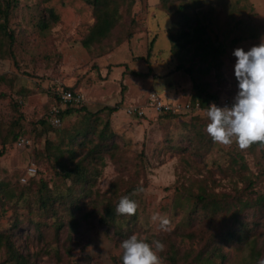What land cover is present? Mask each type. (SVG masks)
I'll list each match as a JSON object with an SVG mask.
<instances>
[{
  "label": "rangeland",
  "instance_id": "obj_1",
  "mask_svg": "<svg viewBox=\"0 0 264 264\" xmlns=\"http://www.w3.org/2000/svg\"><path fill=\"white\" fill-rule=\"evenodd\" d=\"M0 5L8 13V35L0 34V92L5 94L0 100V134L7 136L4 147L0 142V196L6 187L11 190L7 194L23 189L27 196L28 189L34 193L41 182L49 187L58 183L55 174L61 171L53 156L60 154L69 168L80 162L89 172L95 180L92 197L98 203L116 190L138 204L134 217L124 219L112 232L92 225L78 239L64 234L76 239L77 245L60 260L45 249L47 237L35 239L39 230L28 237L15 235L33 264H122L120 244L134 234L149 243L155 239L166 245L160 253L163 264H168L171 255L184 257L187 250L195 256L207 240L228 252L224 264H253L250 249L254 244L258 261L264 259V214L260 221L239 216L250 228L246 241L223 246L210 235L212 228L197 235L203 221L184 196L187 191L197 193L199 186L232 193V188L241 190L246 183L252 184L253 197L264 194V146L241 150L235 142L231 146L213 142L205 130L210 122L207 109L195 105L200 101L191 77L203 86L208 82V92L236 96L232 53L238 47L247 51L264 40V0L119 2L116 26L88 48L82 42L96 18L85 0H0ZM186 18L190 27L197 23L203 27L209 44L202 47L218 48L220 70L213 68L208 75L197 71L205 64L198 61L202 48L196 50V43L179 56L172 52L167 30L184 24ZM43 21L46 28H42ZM151 40V55L145 59ZM179 63L192 69V75L178 70ZM148 70L151 74L145 78L132 74ZM67 91L81 100L61 108L54 97ZM152 94L170 111L156 112L149 103ZM56 106L60 124L53 126L50 112ZM81 106L85 111H77ZM115 107V112L108 110ZM68 108L75 111L61 115ZM18 115L20 125L10 126ZM193 130L203 137L201 147L196 146L194 140L199 136ZM7 132L20 139L11 140ZM189 135L194 138L191 144ZM71 138L73 143H69ZM50 146L59 147L60 152L48 150ZM241 156L246 171H240ZM29 168L34 173H28ZM138 188L142 191L132 195ZM3 208L0 232L12 215L6 203ZM154 213L169 220L166 230L159 228L158 220L152 221ZM195 238L198 241L193 242ZM5 256L1 248L0 264Z\"/></svg>",
  "mask_w": 264,
  "mask_h": 264
},
{
  "label": "trees",
  "instance_id": "obj_2",
  "mask_svg": "<svg viewBox=\"0 0 264 264\" xmlns=\"http://www.w3.org/2000/svg\"><path fill=\"white\" fill-rule=\"evenodd\" d=\"M125 1L130 0H85L86 3L92 6L96 22L85 40H83V47L88 48L93 42H98L110 34L120 19L119 2L123 3ZM183 15H181L182 19L184 18ZM7 17L8 13L6 8L0 5V34L3 37L8 35ZM187 20L188 18L185 19L184 24L176 25L167 30L172 52L179 56L181 53L188 52V46L190 47L191 44L196 43V50L202 48L201 53L197 54L198 61L205 64L203 68H199L197 71L203 75H208L213 68L220 70L221 63L219 58L217 55H213L216 51L212 55L207 52L213 47H202V45L209 44L205 40L203 27L199 23L194 27H190V22ZM47 26L48 24L43 21L42 28H46ZM10 37L9 35L8 38ZM153 42L154 40H151L148 43L145 59H148L151 55ZM2 46L3 44L0 46V49ZM215 49L219 51L218 48ZM177 69L183 70L189 75H192L193 72L190 68H184V64H179ZM132 74L136 77L145 78L151 74V71L148 70L145 73L132 72ZM191 77L193 78L192 81L194 88H196L197 98L200 101L201 108H207L210 103L222 98L219 94L206 90L209 85L208 82L203 86L196 80L195 76ZM4 98L5 94L0 92V100ZM55 99L58 100V97H54ZM16 105L14 103V106ZM78 109L77 111H85L83 106ZM108 110L115 112L117 108H108ZM74 111V108H68L61 112V115L70 116ZM21 120V115H18L16 120L10 122V126L20 125ZM37 123L43 125L45 121L40 120ZM0 125H2L1 122ZM192 132L197 137L199 136V139L196 138L194 141L196 146L199 145L201 147L199 140L200 142L203 141L202 135L197 130H193ZM7 134L11 135V140L13 141L20 139L17 138L18 134L14 132H7ZM188 137L190 138L191 144L193 137L191 138L190 135ZM4 138H7V136L0 134V142ZM73 142L74 138H71L69 143ZM5 143V140H3L1 143L2 147H4ZM260 147L263 146L259 142L253 143L250 146L251 150ZM50 149L60 152L59 147L51 148L50 146L48 150ZM70 152L73 151L70 150ZM0 155H2V152ZM239 158L243 162L240 171H246L247 168L244 165L243 157L241 156ZM64 160L63 155L53 156V163L61 173L57 176L55 174V180L58 177V183L52 180V183H55L51 187L46 182H41L34 193L31 192L32 189H28L27 196H23V189L19 190L17 194L13 192L7 194V191H11L7 187L1 189L0 206L2 211L6 203L8 210L12 213L6 221L4 231L0 232V249L3 248L6 254L3 260L4 264H33L29 256L22 253L24 249L20 243L17 244L19 241L16 242L17 238H14L15 235L18 237L26 235L28 237L29 234L35 231L38 232L39 230V235L35 236V239L38 240L47 237L45 245L43 244L46 246L45 249L50 256L53 255L55 259L60 260L62 258L61 255H70L77 245L76 239H69L64 234H72L78 239L82 235V232L86 231L92 225H96L107 232H112L124 219L134 217L135 214L129 216L118 215L116 213V206L121 197L127 196L126 193L121 195L114 190L111 197L105 199L102 203H98L92 197L94 195L93 187L95 180H91L89 172L81 167L80 162L73 165L72 168H69L66 166V161ZM251 188L252 184L246 183L245 187L241 190L232 188V193L213 191L204 186H199L197 193L187 191V194L184 196H186L187 202L193 205L192 208L195 207L198 209V216L203 221L202 225H204L199 226L197 235H202L206 228H212L210 235H215V239H218L223 246L225 244L245 242V233L250 228H247L245 224L243 225L241 223L239 216L260 221L264 214V194H255L253 197ZM31 193L32 195L28 196ZM84 200H86V203ZM19 210H23V212ZM194 241H198V238H195ZM254 249L255 244L252 245L250 252L251 256L254 257L253 264H258L259 251ZM192 253L193 250H187L184 257L176 259L175 256L171 255L166 261L168 264H212L219 259L221 264H224L228 260V252L222 250L221 245L216 244V246L212 247L208 240L195 256L192 257ZM180 259L182 263L181 261L178 263Z\"/></svg>",
  "mask_w": 264,
  "mask_h": 264
},
{
  "label": "clouds",
  "instance_id": "obj_3",
  "mask_svg": "<svg viewBox=\"0 0 264 264\" xmlns=\"http://www.w3.org/2000/svg\"><path fill=\"white\" fill-rule=\"evenodd\" d=\"M232 55L236 58L234 76L238 81V92L231 107H218L214 103L207 107L209 123L206 132L213 142L231 146L235 142L241 150L248 149L253 143L264 146V40L259 45L245 51L236 48ZM136 189L132 195H138ZM138 204L129 196L120 198L116 213L134 215ZM152 221H159V228L166 230L169 220L154 213ZM122 264H163L160 253L166 245L159 240L150 243L131 235L120 244ZM258 264H264L260 259Z\"/></svg>",
  "mask_w": 264,
  "mask_h": 264
},
{
  "label": "built area",
  "instance_id": "obj_4",
  "mask_svg": "<svg viewBox=\"0 0 264 264\" xmlns=\"http://www.w3.org/2000/svg\"><path fill=\"white\" fill-rule=\"evenodd\" d=\"M57 95H58V100H59L61 108L65 107V106H68V105H71L74 102L78 103L81 100L79 95H75L74 93L68 92V91L67 92H60ZM234 97L224 96V97L220 98L218 101L212 102L210 104L214 103L218 107H225V106L231 107L233 102H234ZM149 103L156 110V112H158V113L169 112L170 111L169 110L170 107H168L167 105L162 104L161 101L159 100V98H157L154 94H152L150 96ZM195 105H197V106H199V108H201L199 102H196ZM188 108H189V105H186V107L184 109H188ZM59 109L60 108H58L56 106V107H53L51 112H50V114H51V117H50L51 118V124L53 126H58L60 124V119L58 117V115L60 113ZM132 112H135V109L132 110ZM28 171H29L28 173H32V172L34 173V169H32V168H29Z\"/></svg>",
  "mask_w": 264,
  "mask_h": 264
},
{
  "label": "crops",
  "instance_id": "obj_5",
  "mask_svg": "<svg viewBox=\"0 0 264 264\" xmlns=\"http://www.w3.org/2000/svg\"><path fill=\"white\" fill-rule=\"evenodd\" d=\"M214 49L216 48L215 46H212ZM210 49V50H208L207 52L208 53H210L211 55L213 54V52H215L216 51V53H214L213 55L214 56H216L217 55V57H218V55H219V51H217L216 49L214 50V49ZM180 64V63H179ZM224 97V96H223Z\"/></svg>",
  "mask_w": 264,
  "mask_h": 264
}]
</instances>
